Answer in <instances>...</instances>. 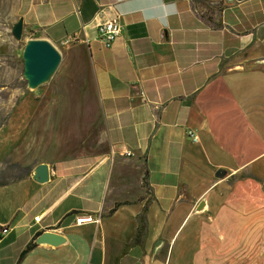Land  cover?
Returning a JSON list of instances; mask_svg holds the SVG:
<instances>
[{"label": "crops", "instance_id": "0c3cea01", "mask_svg": "<svg viewBox=\"0 0 264 264\" xmlns=\"http://www.w3.org/2000/svg\"><path fill=\"white\" fill-rule=\"evenodd\" d=\"M13 16L57 49L59 77L92 85L104 151L13 157L0 264L37 232L63 242L20 264H264V0H15ZM110 21L122 31L107 48L97 28Z\"/></svg>", "mask_w": 264, "mask_h": 264}, {"label": "rangeland", "instance_id": "374dc122", "mask_svg": "<svg viewBox=\"0 0 264 264\" xmlns=\"http://www.w3.org/2000/svg\"><path fill=\"white\" fill-rule=\"evenodd\" d=\"M15 0H0V181L17 173L13 157L56 162L104 151L103 127L92 85L81 75L49 79L30 89L22 53L28 33L13 39Z\"/></svg>", "mask_w": 264, "mask_h": 264}, {"label": "water", "instance_id": "95a60500", "mask_svg": "<svg viewBox=\"0 0 264 264\" xmlns=\"http://www.w3.org/2000/svg\"><path fill=\"white\" fill-rule=\"evenodd\" d=\"M242 2L245 0H235ZM23 34V22L18 20L11 29V35L16 41H20ZM23 77L30 89H36L45 83L56 71L60 62V53L46 40H29L22 53ZM39 183L48 180L47 165H40L35 171ZM225 176L223 170L215 173V178L222 179ZM63 242V238L55 233H42L35 241L37 245L57 246Z\"/></svg>", "mask_w": 264, "mask_h": 264}, {"label": "built area", "instance_id": "2783aa9c", "mask_svg": "<svg viewBox=\"0 0 264 264\" xmlns=\"http://www.w3.org/2000/svg\"><path fill=\"white\" fill-rule=\"evenodd\" d=\"M122 27L120 23L117 21H110L101 24L97 28V40L104 46V47H110L115 40H117L121 34ZM78 41L75 37H68L65 38L61 45L63 47H69L76 44ZM189 136L192 138L193 143H196L198 141V138L196 136H193L191 133H189ZM122 157L130 158L132 156V153L129 151H125L122 155ZM90 218H85L82 220H79V223L81 222H90ZM35 222H38V218H35ZM8 227H0V243L3 240V238L9 233Z\"/></svg>", "mask_w": 264, "mask_h": 264}, {"label": "trees", "instance_id": "16d2710c", "mask_svg": "<svg viewBox=\"0 0 264 264\" xmlns=\"http://www.w3.org/2000/svg\"><path fill=\"white\" fill-rule=\"evenodd\" d=\"M112 212V211H111ZM145 215H146V209L143 210V213L140 215L139 219H138V230H137V234L135 236V239L133 241V244H138L143 233L145 230ZM42 234V232H37L33 235V238L31 239V242L29 244L26 245V248L17 256V260L15 264H20L22 259L24 258V256L31 251L33 248L36 247V239ZM3 242V241H2ZM1 242V243H2ZM0 243V244H1ZM17 245H23L25 244V239L21 238L19 239L17 242Z\"/></svg>", "mask_w": 264, "mask_h": 264}]
</instances>
